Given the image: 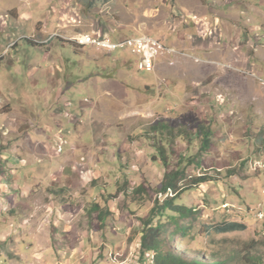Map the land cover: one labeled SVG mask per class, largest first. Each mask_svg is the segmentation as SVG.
Here are the masks:
<instances>
[{"label": "crops", "instance_id": "1", "mask_svg": "<svg viewBox=\"0 0 264 264\" xmlns=\"http://www.w3.org/2000/svg\"><path fill=\"white\" fill-rule=\"evenodd\" d=\"M152 1L157 2L158 6L151 14L154 19L163 17V25L160 22H144L142 16L148 9L141 10L137 17L133 14L132 25L126 19L119 23L132 28L133 31L150 33L167 46L184 52L185 56H165L155 62V71L163 75L170 86L182 81L190 89L183 112L190 110V101L197 100L202 104L199 94L206 93L205 90L209 93L210 86L215 89L227 87L230 92L236 93L234 91L237 90V85L244 79L241 74L247 75V80L264 81V0ZM171 2L177 3L184 11L196 13L208 21L218 20L224 34L223 45L216 48L205 40L190 43L185 36L195 33L194 27L188 30L180 29L177 33L169 35L165 31L164 22L181 16V12L171 10L166 18L167 7ZM59 7L60 5H57L53 10L56 26L50 28L49 25L43 26L40 23L42 27L28 39L32 46L49 45L42 61H48L49 65L56 67L55 73L54 68H50L48 72L51 71L52 74L47 73L45 76L53 83L60 81L59 75L64 71L57 68L64 63L62 59L51 57V53L59 47L53 40H70L79 35L76 27L64 28L61 24L63 12ZM156 11H160L158 15ZM70 44L80 48L75 50L79 53L85 48ZM251 44L258 47V53H253ZM17 46L18 43L10 40L5 49L12 47V50ZM235 46L238 50H234ZM97 58L93 59L96 61ZM193 58H198L200 63H195ZM160 59L163 60L159 61ZM119 65L124 66L122 61H119ZM117 72L115 77L93 74L78 80V83H85L84 92L78 91L79 85L73 90L63 89L60 85L56 90L43 89L34 96L24 95V100L19 106L8 102L6 111L0 112V160L4 163L5 170L3 175L0 174L2 263H6L7 258L11 260L10 264H116L114 258L129 257V254L134 252L131 264H149V261L140 259L138 252L143 229L142 218L132 212L124 201L125 194L132 196L134 188L140 184L147 186V181L141 179L140 184L133 187L131 181L126 179L115 182L117 191L114 196L108 195L104 190L99 196H89L90 187L105 188L108 176L99 170H91L86 155L77 156V149L74 147L86 146L82 141L90 139L93 141L92 147H103L106 150L112 145L117 130L124 128L126 121L132 120L138 128L145 129L147 125H152L157 117L170 120L153 114L148 108L149 104L141 108L144 97L142 99L140 95H137V104L131 103L127 85L123 83V72ZM117 76L119 79H116ZM34 77L32 81L40 82ZM203 83H206V86L200 87ZM145 89L149 90L147 87ZM202 107L205 108V105ZM221 110L226 111L224 108ZM188 113L189 111L186 112ZM219 113L220 108L217 107L216 114ZM145 115L152 119L144 117ZM202 118L206 120L205 117ZM57 140L67 141L66 146L71 144L70 148L61 154L54 151ZM132 145L136 146L135 142L125 145L127 151H131ZM226 152L236 153L233 150ZM132 153L139 165L154 162L153 156L151 159L145 158L143 149L135 148ZM206 158L209 159V156ZM81 159L84 160L83 165L79 163ZM156 163L161 167L160 173L164 174L160 162ZM249 163H246L245 168ZM78 164L84 166L87 173L81 175L77 172ZM137 168L140 169L139 166ZM141 176L143 177L142 174ZM21 177H24V183L20 180ZM162 177L163 175L161 180ZM159 184L149 185L153 187ZM209 184L218 186L221 192L224 190L220 183ZM206 185L208 184L201 185L199 189ZM107 197L112 198L106 201ZM134 200L132 202L143 203L140 199ZM117 203H120L122 210L118 209ZM225 205L228 203L222 204L212 212L218 211V214L222 215ZM16 208L19 209L20 215L24 216L22 224L30 226L29 232L17 229L18 233L15 234L10 230L11 224L6 216L9 213L12 217L16 215L11 211ZM194 209L200 210L201 206ZM29 210L31 212H28ZM227 223L246 226L244 221L233 220L222 222L216 227ZM61 226L64 231L59 232ZM114 238L122 241L121 247L113 246ZM21 244L28 248L24 250V254L17 249ZM18 252L19 254L15 255ZM14 259L18 263H15Z\"/></svg>", "mask_w": 264, "mask_h": 264}, {"label": "rangeland", "instance_id": "2", "mask_svg": "<svg viewBox=\"0 0 264 264\" xmlns=\"http://www.w3.org/2000/svg\"><path fill=\"white\" fill-rule=\"evenodd\" d=\"M57 5H60L58 9L63 12L61 24L64 28L76 27L79 34L86 32L90 34L92 31L98 30L101 33H108L113 42L137 38L142 35L160 40L150 33L133 31L132 28L124 27L119 23L126 19L132 25V15L137 17L141 14V10L148 9V12L144 10L146 13H143L144 16H142L144 22H160L163 25V17L154 19L151 14L152 10L158 6L157 2L152 0H0V112L6 111L8 102L19 106L24 100V95L34 96L43 89L56 90L62 85L63 89L73 90L79 85L78 91L84 92L85 83H78V80L93 74L115 77L118 74L117 71L121 70L124 79L122 80L125 86L127 85L126 90L130 93L128 99L131 103L137 104V95L142 96V99L144 97L141 108H145L149 104L148 108L153 114L162 115L166 119L175 121L174 127L176 128L178 126L186 127L185 132L189 136L194 133L198 124L210 126L213 132V147L207 155L209 159L206 158L207 156L204 158L205 172L215 178L216 182L209 183H220L224 190L221 192L218 186L214 187L207 183L208 185L204 188L199 189L200 185L198 189L183 193L176 200L177 205L193 207V209L201 206V209L196 210L195 221L178 223L179 225L183 224L189 231L187 241L181 239L180 232L172 234L170 239L174 238L177 248L182 253L190 256L197 254L207 261L213 257L216 260H226V264H264V170L255 169L258 165L264 168V86L259 81L247 80V75L241 74L244 79L237 85V90L234 91L236 93L230 92L227 87L215 89L210 86L209 93L205 90L206 93L199 94L200 100L203 101L202 104L197 100L190 101L188 105L190 110L187 109L183 112L190 94V89L185 83L179 81L170 86L169 81L157 71H140L138 69L139 57L131 55L127 50H117L109 55L104 50L87 46L83 52H76L75 50H80V48H75L70 44H75L71 41L73 38L70 40L61 39L66 43H62L59 39L53 40V43L58 44L59 47L55 48L51 57L52 59H62L64 62L61 63V67H57L64 70L59 75L60 81L53 83L45 76L47 73L52 74L51 71L48 72L50 68H54L53 73H55L56 67L49 65L48 61H42L48 52L46 48H49V45L32 46L28 39L32 38L35 31L42 25H49L52 28L56 19L53 10ZM173 6L181 8L177 3L171 2L167 7L166 18ZM159 12L156 11L157 15ZM180 19L181 16L175 19L173 17L167 23H179ZM164 20L166 19L164 18ZM213 21L211 20V22ZM164 28L169 35L174 34L166 26ZM219 29L222 31L220 24ZM188 34L185 39L190 43L200 40L197 37L190 38ZM220 34L222 36L220 46L212 43L216 48L223 45L224 34L223 32ZM62 35L65 36V34ZM10 40L18 43V46L12 50L13 46L6 50ZM251 50L253 51L252 48ZM12 52L15 54L13 55ZM256 52L258 53V50L253 51L254 54ZM177 53L185 56L183 51H177ZM165 56L174 57L176 55L163 54L159 55L157 59ZM96 57L98 58L95 61L93 58ZM119 61H122L124 66H120ZM193 61L200 63L198 58H193ZM33 77L39 79L40 82L32 81ZM116 79L119 77L117 76ZM205 84H200V87H205ZM146 87L149 88L148 91H146ZM218 95H223L226 98L225 105L219 107L220 112L230 109L234 111L233 117H225L222 120L220 114H216L219 103L216 100ZM202 105H205V108ZM187 111H189L188 114H186ZM144 117L152 119L148 115ZM180 117L182 118L180 119ZM202 117H205L207 121ZM155 137V133L148 129V125L145 129H141L131 120L125 122L123 129L117 130L115 138L112 139V145L106 150L103 147H92L93 141L90 139L82 141L86 146H74L77 149V156L86 155L91 170H99L108 176L105 180L107 183L105 188L90 187L89 196H99L102 190L108 195L114 196L117 191L115 182L127 179L134 187L140 184L141 179H145L148 183H146L147 191H149L146 198L150 197L152 202L155 198L163 200L161 194H154L152 191L160 186L159 181L163 175L160 173L161 167L156 162L139 165L132 153L133 149L138 148L145 151V158L154 157L156 148L152 147V142ZM132 141L136 146L132 145L131 151H127L125 145H129ZM163 142L164 147H167L164 140L159 142V145ZM66 144H68L67 141L57 140L54 151L61 154L70 148L71 144L67 146ZM177 146V150L174 149V152L181 150L196 154L198 149L195 143L190 146L185 143ZM229 150L236 153H227L226 151ZM248 161L250 163L245 168ZM79 163L83 165L84 160L81 159ZM81 165L78 164L76 168L77 172L83 175L87 172ZM140 171L142 173H139ZM192 171L193 168L188 169L187 176H194L197 173H192ZM200 173H204V171L198 174ZM20 180L24 183L25 179L21 177ZM149 184H159V186L150 187ZM120 190L122 189L120 188ZM223 193L224 197H222ZM133 194L129 197L125 194L124 201L127 202L132 212L139 214L142 219L147 218L152 204L148 201L132 202L136 197ZM110 198L112 197H107L106 201ZM224 203H228V205H225V212L222 215H219L218 211L212 212ZM116 206L122 210L120 203H117ZM11 211L16 215L12 217L9 213L6 216L11 224L10 230L15 234L18 233L17 229L29 232L31 228L22 224L24 216L20 215L19 209ZM233 220L244 221L246 230L231 234H216L215 227L218 224ZM162 222L166 225L172 223L169 231L174 230L172 220L164 219ZM44 223L47 224V221ZM61 231H64L62 226L59 228V232ZM112 241L114 247L122 246L121 240L114 238ZM17 249L22 254L25 253L24 250H28L25 244L19 245ZM18 254L19 252L15 255ZM134 256L133 252L129 254V257L114 258V262L116 264H131ZM5 259L6 263H2L0 259V264L11 263L10 259ZM14 262L18 263L16 259Z\"/></svg>", "mask_w": 264, "mask_h": 264}, {"label": "trees", "instance_id": "3", "mask_svg": "<svg viewBox=\"0 0 264 264\" xmlns=\"http://www.w3.org/2000/svg\"><path fill=\"white\" fill-rule=\"evenodd\" d=\"M174 122L157 117L155 122L148 127L156 136L152 142V147L156 148L153 161H159L164 169L160 186L152 191L154 194H161L163 200L155 198L152 202L150 197L146 198L149 191L145 185L137 186L134 194L132 193L136 196L134 198L152 203L147 218L141 219L143 229L138 251L140 259L149 261V264H226V260H216L212 257L210 261H207L197 254L190 256L182 253L177 248L174 238L170 239L172 234L180 232L181 239L187 241L189 231L183 224L178 223L195 221L197 217L195 209L179 206L176 200L183 193L197 189L200 185L216 182L214 177L205 172L204 165V158L213 147V132L210 126L198 124L194 133L189 136L185 132L186 127L176 128ZM163 140L166 141L167 147H164V142L159 145V142ZM182 143L189 146L192 143L197 144L196 154L181 150L174 152V149L177 150V145ZM190 168H193L192 173L197 172L194 176H187ZM201 171L204 173L198 174ZM4 173V163L0 160V174ZM164 219L172 220L173 231H169L172 223L166 225L162 222ZM245 230L246 226L238 223H227L224 226L215 227L216 234H231Z\"/></svg>", "mask_w": 264, "mask_h": 264}, {"label": "built area", "instance_id": "4", "mask_svg": "<svg viewBox=\"0 0 264 264\" xmlns=\"http://www.w3.org/2000/svg\"><path fill=\"white\" fill-rule=\"evenodd\" d=\"M171 10L173 12H181V19L179 23L164 22V26H166L170 32L175 34L180 29L188 30L194 27L196 32L188 34L190 38L197 37L200 40L209 41L220 46L222 39L220 32L222 31L219 29L220 23L218 20L213 22L208 21L206 18H201L197 14L184 11L182 8H177V6L171 7ZM71 41L79 47L90 46L104 50L109 55L117 50H127L131 55L139 57L138 69L146 72L155 70V60L159 55H178L175 49L167 47L162 41L147 35L113 42L110 40L108 33H101L97 30L92 31L90 34H79ZM254 46L255 45H251V48L253 51H257L258 47ZM237 49L238 47L235 46L234 50ZM248 75H251V73H248ZM260 84L264 86V81H260ZM216 100L219 102L218 107L225 105V96L218 95ZM219 114L223 120L225 117H233L234 111L228 109L226 112H220ZM255 169L264 170V168H261L259 165L256 166Z\"/></svg>", "mask_w": 264, "mask_h": 264}]
</instances>
